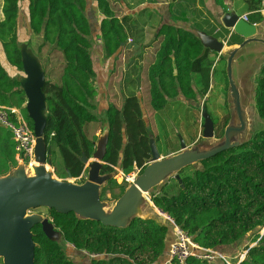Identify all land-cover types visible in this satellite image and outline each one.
<instances>
[{
    "label": "trees",
    "instance_id": "obj_1",
    "mask_svg": "<svg viewBox=\"0 0 264 264\" xmlns=\"http://www.w3.org/2000/svg\"><path fill=\"white\" fill-rule=\"evenodd\" d=\"M94 1L92 6L101 15L96 31L103 56L115 57L127 41V31L109 0ZM262 1L242 0L249 23L263 19ZM91 2L28 0L27 27L23 30L27 37L34 35L41 39L39 52L48 44L62 55L58 80L51 79L42 66L46 78L42 86L46 96L44 138L51 149V167L57 178L66 179L68 173L72 178L81 175L79 182L87 174L81 157L90 158L94 151L95 141L87 136L86 125L101 121L100 114L95 112L96 71L92 28L86 13V10L93 13ZM216 3L225 9L224 0ZM0 8V50L9 64L21 71L19 0H1ZM155 39L158 41L155 53L144 69L150 110L160 111L178 98L192 104L204 98L218 54L205 48L194 32L171 23H161ZM242 40L232 33L227 45L240 44ZM25 103L18 77L10 76L0 61V105L17 108L33 129ZM255 109L264 120V65L255 76ZM101 114L108 126L101 173L112 172L117 165L125 174L135 167L141 173L151 152L148 124L138 96L126 97L122 106L109 102ZM228 118L227 115L222 133ZM212 121L215 126V119ZM56 157L61 159L62 170L55 167ZM16 165L12 133L0 125V176ZM180 179L173 187L165 184L151 197L154 206L173 218L204 248L233 245L252 232L244 258L233 264H264V128L254 131L240 146L203 160L199 169L181 175ZM114 187L118 191H113ZM126 187L115 179L108 180L102 188L101 200H116ZM48 214L60 231L61 240L88 257L90 264H156L162 261L170 240L169 226L150 218H134L127 227L117 228L79 219L73 212L63 214L51 209ZM259 228H263L262 232ZM31 231L37 244L34 264H76L58 241L44 234L39 224ZM185 264L219 263L189 257Z\"/></svg>",
    "mask_w": 264,
    "mask_h": 264
},
{
    "label": "water",
    "instance_id": "obj_2",
    "mask_svg": "<svg viewBox=\"0 0 264 264\" xmlns=\"http://www.w3.org/2000/svg\"><path fill=\"white\" fill-rule=\"evenodd\" d=\"M221 22L224 27L243 37L237 47L224 51V42L216 37L202 32H198L197 36L205 48L217 52L225 60L230 116L222 135L214 138L213 121L205 107H202L201 113L204 120L201 140L189 147L182 142L181 150L177 153L161 157L149 133V161L133 183L113 200L110 208L107 202L101 200V191L104 184L120 170V165L112 172L101 173L108 142L105 119L103 134L94 142L92 156L81 157L87 169L84 180L78 182L69 173L66 179L55 177L48 169L52 165V153L44 138L46 96L42 86L46 81L45 73L39 58L26 41L20 43L24 75L18 77V81L26 96L25 108L32 120L35 138L32 162L18 163L0 176V258L3 264H34L37 244L33 240L31 229L37 224L49 239L58 242L61 240V233L52 220L34 211L39 207L63 214L73 212L79 219L98 221L105 226L117 228L127 227L134 218H150L162 223L163 217L158 208L155 209L151 197L158 194L170 178L181 182L179 173L186 167L193 165L195 169H199L203 160L238 147L250 139L253 133L249 131L250 109L247 104L250 100L255 105V77L253 89L243 92L239 86L237 66L235 74L233 68L244 52L246 55L248 45L264 44V36L258 35L259 27L244 21L235 13L226 12ZM244 64L247 62L244 61L242 65ZM263 65L264 62L260 68Z\"/></svg>",
    "mask_w": 264,
    "mask_h": 264
},
{
    "label": "rangeland",
    "instance_id": "obj_3",
    "mask_svg": "<svg viewBox=\"0 0 264 264\" xmlns=\"http://www.w3.org/2000/svg\"><path fill=\"white\" fill-rule=\"evenodd\" d=\"M110 2L114 3V10L116 14L121 18L125 26H127L128 31V38L134 41H145L149 42L150 40H154V33L156 29L157 22L153 19L152 24H150L147 28L141 27V20L139 22L138 16L142 17V12L139 10L143 3H151V0H109ZM95 1L93 2L94 5ZM22 5V1H20ZM0 7H1V0H0ZM93 7V6H92ZM127 9H130L132 12L130 16L128 14L123 16L124 12H127ZM93 13L90 10H86L87 16L89 18L91 28H92V56L94 64L97 66L98 74L100 75L99 70L106 73V59L102 52L100 51V41L97 37V31L95 28V24L99 23L101 19L100 13L96 12L97 10L92 8ZM2 17L1 8H0V19ZM99 17V20H98ZM124 17V18H123ZM127 22L131 18L134 19ZM24 26L20 27V38L21 40H26L29 42L28 44L34 46V50L38 47L41 39L34 35L27 37L23 31ZM223 29L222 32L217 33L219 37L223 36ZM27 33V31H26ZM216 35V33H214ZM29 38V40H27ZM152 40V41H153ZM23 42V41H22ZM146 42V43H147ZM1 51V50H0ZM37 57L39 58L42 66L44 69L48 71L49 77L54 80H58L62 66H63V58L58 49L52 45H45L41 51H34ZM123 59V56H122ZM121 59V55H116L113 57V66L109 70V77L105 82V86L107 87V100L110 103H115L117 106H122L123 100L131 95H137L139 98L140 106L143 112L144 119L148 124V129L150 136L153 137L155 147L159 152L161 157H165L168 154H174L181 150V143L183 142L186 147H189L193 143H197L201 140L203 136V117L202 107L206 108V112L209 114L211 119H215V126H214V138L222 133V128L224 121L229 115V106H228V96H227V84H226V75H224L225 66L223 63H214L212 68V75H211V92L207 95V100L202 103V101H196V103L186 105L183 101L178 99L171 100L164 109L152 112L150 110L149 104V95L147 93V88L144 84H139L135 87L136 81L139 78L138 74L140 72V66L138 65L133 69L131 67L133 58L128 63ZM126 59V58H125ZM135 59V58H134ZM248 64L243 65V70L246 69ZM234 74L236 73V65L233 68ZM234 76V75H233ZM228 80V79H227ZM98 83H102L101 79ZM135 88V89H133ZM250 99V98H248ZM192 102V101H191ZM247 108L250 109L249 115V131L252 133L258 129L264 128V120L260 119L257 115L255 105L253 101L248 102ZM103 113V112H102ZM101 117V118H100ZM100 120L95 122H91L86 125V134L89 138L93 141H97L99 137L103 134L104 131V119L103 114L100 113ZM199 166L198 164L196 165ZM55 167L58 170L63 169V165L60 158L56 157ZM196 167L189 166L182 170L179 173V177L183 174H190ZM48 169L53 173L55 177H57L54 173L53 167H48ZM113 179L116 180L117 183H124L121 180V175L117 172ZM176 178H170L166 185L173 187L176 183ZM105 185V184H104ZM128 186V185H126ZM113 191H118V188L114 187ZM107 202L109 208L113 205V200H104ZM35 212H40L44 214L46 217L50 219L48 214V210L43 207H39L34 209ZM51 220V219H50ZM264 228V227H263ZM263 228H259L260 232H262ZM252 232L244 236L241 240L234 243L230 247L234 249V252L231 254L226 255L227 260L229 263L237 262L242 254L245 251L246 245L251 244ZM59 244L65 248L68 255L75 260L76 264H90L89 258L83 256L81 253L72 252L66 242L63 240L59 241ZM167 250V249H166ZM167 253V251H165ZM165 255V254H164ZM219 263L220 261H214L213 263ZM0 264L2 263V259L0 258Z\"/></svg>",
    "mask_w": 264,
    "mask_h": 264
},
{
    "label": "crops",
    "instance_id": "obj_4",
    "mask_svg": "<svg viewBox=\"0 0 264 264\" xmlns=\"http://www.w3.org/2000/svg\"><path fill=\"white\" fill-rule=\"evenodd\" d=\"M20 1H22V5L20 4ZM151 1H152L151 3L146 2V3L141 4L142 7L139 10H141L143 16L142 17L138 16V20L139 22L141 20L142 22L141 27H143V30H144V28H147L150 24H152L153 19H155L154 21H156L157 24L155 26L156 29L154 33V40L152 39L153 41L150 40L149 42H147V40L138 41V42L137 41L127 42L126 41V43L123 44V47L121 48V50L118 51L119 55H121V59L123 56V59H122L123 61H126L129 63L131 61V58H133V62L131 65L133 69H135L136 66L142 64L140 66V72L137 77L139 79L138 81H136L135 87L139 84H144L145 87L147 88V84L144 81V69L146 68V64L152 59V56L155 53V49H156L157 42H158L155 39V34L161 23H171L176 26L188 29L194 32L195 34H197L198 32H202L207 35H212L216 37L218 40L224 42L225 44L224 51H225L226 49L237 47L238 44H234L232 46L227 45L228 38L234 32L232 31V29H228L223 26L221 22L223 15L226 12L235 13L239 17L243 14H246V15L249 14L245 10L244 3L242 2V0H224L225 9L221 5L216 3V0H151ZM93 2L94 0H92L91 6ZM111 4L113 6V11L116 14V11L114 10V3L111 2ZM27 5H28V0H19V21H20V27L24 26L23 29H26L27 27ZM131 12L132 11L130 9H127V12H124L123 16L126 14L130 16ZM86 13H88V11ZM260 13L263 16V19L260 22H257L254 24L257 27H259V31L257 30L258 35L260 34L264 36V0L262 1V9L260 10ZM98 20H99V17H98ZM132 20L134 19L131 18V20L129 19L127 22V18H126L127 23H129ZM95 28L96 29L98 28V23L95 24ZM125 29L127 31V26H125ZM223 29L225 30L223 32V36L219 37L217 33L222 32ZM214 33H216V35H214ZM127 35H128V31H127ZM240 37L243 38L242 36ZM27 40H29V38ZM20 41L22 42L26 40H20ZM26 43L28 44L29 42L26 41ZM248 46L249 47L247 48V51L245 50L246 55L244 52V54L241 57H239L236 61L237 77L239 81V86L243 92H250L253 89L254 87L253 79L255 75L258 73L260 66L264 62V44L251 43ZM28 47L33 51L34 54H35L34 51H38V47L36 48V50H34V46H31V44L30 45L28 44ZM100 51L102 52V49ZM221 58H222L221 55L218 54V56L215 59V62L218 64L223 63L225 66V60ZM104 59H106V63H105L106 73L99 70L100 72V75H99L98 70L96 69L97 66L96 64H94L95 71H96L95 82L97 86V96L95 97L94 103L96 104L95 112L99 114L102 113L107 108L108 103H109V101L107 100L108 92H107V87L105 86V82L107 81V78L110 76L109 70L113 66L112 65L113 57H110V58L104 57ZM0 61L10 76L20 77L24 75L23 70L18 71L15 67H13L7 62L4 56V53L2 51H0ZM244 61L247 62L248 66L246 69L243 70L242 63H244ZM100 79L102 81L101 84L98 83ZM211 88H212V84L210 82V87H209L207 94L205 95L204 98H201L202 103L207 100L206 97L208 94H210ZM197 99H200V98H197ZM178 100L183 101L181 100V98L180 99L178 98ZM183 102L186 105L192 104L189 101L188 102L183 101ZM169 232H170V240H169L168 246L174 238L173 233L171 231ZM67 245H68V248L72 252L81 253L79 251H76V249L74 248V246H72V244H67ZM230 246L231 245L219 246L216 249L222 252L223 254L228 255L234 252V249L231 248ZM166 257H167V253H165V255L163 256L162 261L156 264H163Z\"/></svg>",
    "mask_w": 264,
    "mask_h": 264
},
{
    "label": "built area",
    "instance_id": "obj_5",
    "mask_svg": "<svg viewBox=\"0 0 264 264\" xmlns=\"http://www.w3.org/2000/svg\"><path fill=\"white\" fill-rule=\"evenodd\" d=\"M239 18L248 22L246 14ZM132 39L128 38L127 42ZM0 125L6 127L12 133L14 141L15 160L18 163H30L33 158L34 151V132L26 120L21 115L20 111L15 107L0 105ZM121 175V180L126 185L133 183L140 170L135 167L131 172L125 174L118 170ZM79 177L73 178L79 182ZM160 215L163 217V222L169 226V230L173 233V240L167 249V257L163 264H172L173 262L185 264L189 257H194L201 261L214 262L220 261L226 264L229 263L227 256L217 249L204 248L193 241L192 237L183 229H181L167 213L158 209ZM73 246V245H72ZM244 253L240 260L244 258ZM95 256V255H92Z\"/></svg>",
    "mask_w": 264,
    "mask_h": 264
}]
</instances>
